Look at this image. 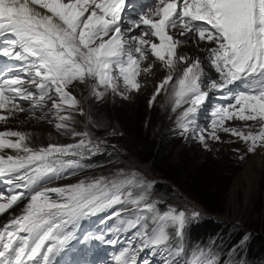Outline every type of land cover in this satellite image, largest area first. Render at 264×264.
<instances>
[{"label": "snow or ice", "instance_id": "snow-or-ice-1", "mask_svg": "<svg viewBox=\"0 0 264 264\" xmlns=\"http://www.w3.org/2000/svg\"><path fill=\"white\" fill-rule=\"evenodd\" d=\"M125 4L126 0H0L4 45L0 56L22 62L19 72L23 73L0 80V122L6 124L17 113L34 115L38 109H48L55 115L57 130L78 138L76 143L34 148L29 133L0 131V178L12 186L7 196L0 195V215L31 191L22 214L0 226V264H55L73 238L69 225L113 208L116 211L108 219L119 217L127 205L135 206L130 214L136 216L128 224L136 227L143 221L141 247L167 244L169 227L177 236L183 235L188 214L174 208L161 212L150 199L151 183L135 173L120 170L112 178L41 186L65 173L75 175L86 167L82 161L100 150L88 131L72 127L73 113L87 115L70 91L76 84L86 86L97 101L109 92L128 99L143 87L141 75L153 74L159 63L167 74L157 84L149 106L162 91L169 94L172 111L188 105L177 120L182 132H187L208 93L201 88V60L180 49L189 40L204 44L202 50L220 74V82L214 81L212 88L224 90L238 83L241 89L231 97L234 102L216 109L209 135L219 140L218 132L230 133L250 142L248 151L264 145V0H153L138 19L128 21L126 31L122 29ZM137 29L141 31L136 33ZM20 101H29L31 107H22ZM230 121L245 122L249 131L226 126ZM253 127L258 130L251 131ZM199 139L207 146L203 131ZM149 220L155 225L151 233L146 230ZM117 261L137 264L128 250ZM194 264L215 261L201 251Z\"/></svg>", "mask_w": 264, "mask_h": 264}, {"label": "rangeland", "instance_id": "rangeland-1", "mask_svg": "<svg viewBox=\"0 0 264 264\" xmlns=\"http://www.w3.org/2000/svg\"><path fill=\"white\" fill-rule=\"evenodd\" d=\"M148 63H151V60H149L148 62L146 61L145 66H147ZM204 74L209 76V78L217 77L216 75H214L213 71H210L209 68L203 71L202 78L206 77ZM165 75H166V70L163 69L159 63H157L153 69V74L141 75L140 81L143 84V87L139 92L131 93L128 99H124L119 95H115L109 92V94L103 100L106 101V100H113L114 98L117 99L118 103L120 104L117 107L119 109L121 108V110L124 108L123 106H128V104H130L131 106L132 105L138 106L145 112H153L157 117L163 120L165 124V129L167 131L174 132V128L176 127L175 123L179 117L177 116V113L181 115L183 108L187 107V105H184V107L181 108L182 111H179V108H177L176 111H172L173 103L169 98V94L162 91L160 96L157 97L153 106L151 107L149 106V100L152 94L154 93L157 84L165 77ZM29 88L30 90L35 91V88L33 86L29 85ZM71 89L77 95V98L81 101V106L84 108L85 113L87 114V111L89 109L88 103L90 99L88 88L84 85L76 84L72 86ZM101 102L102 100L101 101L94 100L93 105L97 106L98 109L97 104ZM20 104L22 107L26 109L31 107L29 101L20 102ZM212 105H213V101L212 102L207 101V107L208 106L212 107ZM18 115L20 116V118L18 116L16 118H11L6 124L0 122L2 123V125L0 126V131H3L5 129H14L19 131V129L17 128L24 127L23 122L25 118H29L32 120L36 119V121L38 120L40 123H42V125L45 128L51 130L53 139H52V143H50L46 141L47 139L45 137H42L40 141H34L32 143L33 144L32 147L38 148L41 146H47L48 144L61 143L64 135L62 134L61 130H57L55 127L56 119L53 112L49 111L48 109H43V110L38 109L34 115L31 112H23V113H19ZM208 115L209 112L206 108V110L200 115V117L202 119H206ZM42 116H46V118L38 119V117H42ZM83 117L85 121L75 116V122L72 124V127L78 129V131L80 132L88 131L91 134L92 132H94V128H92L89 125L90 122L89 117L87 116V121H86V115ZM247 123H253V122H247ZM244 124L245 122H241V121H230L226 123V126L241 128L245 132L249 131L248 128L244 127ZM119 129L123 130L121 127ZM257 130L258 128L256 127H253L251 129V131L253 132H256ZM122 132H124V130ZM218 135L220 136L219 140H215L212 138L211 140L206 139L207 146H205V143L193 139L191 140L189 139V141L181 140L182 144L179 147L176 146L177 148H175L174 154L182 152L183 155L192 157L195 163H197L198 167L200 168L206 165L220 168L224 173H227V175L224 177L225 181L228 175L231 177L232 179L231 183L229 187H227L226 192L221 200L223 211L211 212L212 214L208 213L201 204H199L194 198L190 197L183 190V188H180L178 185L174 186V189L178 192V194L175 193L169 194V192L167 193L164 192L165 195L166 194L170 195L167 203H169L171 206L181 207L184 209L203 211L206 217L212 216L213 218H216L217 220L223 222L227 226L229 225L232 226L233 230H237V231L243 229L251 230L256 235L261 236V230L259 229L262 228L264 229V169L256 181L255 192L254 195L249 199L248 206H246V204L244 203L245 194L241 190H239L237 194L236 207L237 206L238 207L235 210L233 208L232 209L230 208L229 201H230L231 191L234 187V183L236 182L237 178L242 174L243 170L246 167V163H248V160L252 158L249 157L255 151L264 154V145H258L255 151H248L249 147L251 146L250 142L246 143L243 140L239 139L238 137L233 136L230 133H225L223 131L218 132ZM119 136H122V134H119ZM102 143L107 146H113L115 148L117 147L116 145H109L108 142L103 141ZM127 155L128 153L126 151L119 152L116 158L112 159L104 168L98 171L88 172V173L80 174L78 176L65 173L59 185H57L56 187L63 186L66 184H73L85 178L91 179L93 177H100V176L112 178L120 170H123V172L125 173L126 171H129L131 169L138 170L140 173H142L145 177L149 179H153L155 181H158L159 183L162 182V180H160V178H158L155 175V173H153L151 166L149 164L134 162V160L128 158ZM210 161L213 164H210ZM85 168H87V166ZM161 189L162 187L160 186L158 188L157 194L161 191ZM161 194L163 195V192ZM234 211L235 214H233ZM130 217L133 218L134 220L136 219L135 215L130 214ZM82 219H80L79 222H81ZM142 225H143V221H141V224L138 225L139 229L145 230V228ZM151 225L154 226L153 223L151 224L150 222H148L147 229H149ZM139 233L143 234L144 232H139ZM169 234L171 238L168 241V243L162 247V249L164 250V252H168L170 251L171 247H175L177 252L179 248V246H177L178 236L176 235L174 230H169ZM152 251L153 250L151 249L150 252L152 253ZM178 257L183 259L182 256L180 255H178ZM144 264H148V263H144Z\"/></svg>", "mask_w": 264, "mask_h": 264}, {"label": "trees", "instance_id": "trees-1", "mask_svg": "<svg viewBox=\"0 0 264 264\" xmlns=\"http://www.w3.org/2000/svg\"><path fill=\"white\" fill-rule=\"evenodd\" d=\"M94 100L91 98L88 109V117H91L89 125L94 128L92 136L100 142L116 145L120 152L126 151L127 157L134 162L149 164L153 173L162 180L159 187H162L163 200L168 201L170 193L178 194L173 189L174 184L183 188L208 213L223 211L221 200L232 180L229 175L226 181L224 180L227 173L209 165L200 168L192 157L185 156L182 152L174 154L176 146L182 144L181 139L176 133L167 131L163 120L153 112H145L138 106L130 104L123 106L121 110L117 107L120 104L115 98L102 100L97 104V109V106L93 105ZM65 135L67 137L62 139L61 144L69 141L71 134ZM210 164L213 163L210 161ZM164 192L169 194L165 195ZM231 228L230 225L224 227L221 221L209 216L193 228L190 238L198 244L205 245L223 231L222 241L229 250L247 232V230L230 232ZM259 230L261 236L252 232L247 245L239 249L237 261L264 264V229Z\"/></svg>", "mask_w": 264, "mask_h": 264}, {"label": "bare ground", "instance_id": "bare-ground-1", "mask_svg": "<svg viewBox=\"0 0 264 264\" xmlns=\"http://www.w3.org/2000/svg\"><path fill=\"white\" fill-rule=\"evenodd\" d=\"M205 48L204 44H199L194 45L192 43L191 40H189L188 44L184 47H182L180 49V51L182 53H186L192 57H199V59L202 62V67H203V71L207 68L210 69L209 67V60L207 59V52L202 50ZM148 62V61H147ZM210 71H212L210 69ZM167 74V73H166ZM214 75H216L214 73ZM217 76V75H216ZM19 113H17L14 117L12 118H16L17 116L20 118V116L18 115ZM35 117V116H34ZM24 127L21 128H17L19 129V131H23L26 133L30 134V140L29 143L32 146L34 141H40V139L42 137H45L50 143H52V132L51 130L45 128L42 123H40L38 120H32L29 118H25L24 119ZM2 125V123H0V126ZM39 145V144H38ZM264 154H262L261 152L255 151L253 152V154H251V156L248 160V163H246V167L243 170L242 174L237 178L236 182L234 183V187L231 191V195H230V208L232 209H236V202H237V194L239 192V190L243 191L245 194V200L244 203L246 204V206L249 205V199L254 195L255 192V185H256V181L259 177V175L263 172L264 169V157L261 156ZM244 184V185H243ZM239 185V187H238ZM18 209V208H17ZM17 209H15V213L13 215H11L9 218H7L5 221L0 220V226L6 222H8L9 220L12 219V217H14L15 215L19 214L20 211H16ZM233 214H235V211L233 212ZM227 219V218H225Z\"/></svg>", "mask_w": 264, "mask_h": 264}]
</instances>
